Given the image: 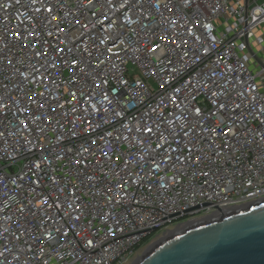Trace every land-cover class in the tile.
<instances>
[{
  "label": "built area",
  "instance_id": "built-area-1",
  "mask_svg": "<svg viewBox=\"0 0 264 264\" xmlns=\"http://www.w3.org/2000/svg\"><path fill=\"white\" fill-rule=\"evenodd\" d=\"M264 201V0H0V264H135Z\"/></svg>",
  "mask_w": 264,
  "mask_h": 264
},
{
  "label": "water",
  "instance_id": "water-1",
  "mask_svg": "<svg viewBox=\"0 0 264 264\" xmlns=\"http://www.w3.org/2000/svg\"><path fill=\"white\" fill-rule=\"evenodd\" d=\"M135 264H264V201L186 226Z\"/></svg>",
  "mask_w": 264,
  "mask_h": 264
},
{
  "label": "bare ground",
  "instance_id": "bare-ground-1",
  "mask_svg": "<svg viewBox=\"0 0 264 264\" xmlns=\"http://www.w3.org/2000/svg\"><path fill=\"white\" fill-rule=\"evenodd\" d=\"M213 219H216V218H213ZM209 220H212V219H209ZM208 220V221H209ZM186 226H188V225H186ZM186 226H184V227H182V228H177V229H175V230H173V231H170V232H168L166 235H164L159 241H162V240H164L168 235H170L171 233H173V232H178V231H182L184 228H186ZM158 241V242H159ZM152 248H149V249H147L146 250V253L148 252V251H150ZM145 254V253H144ZM143 256V255H142ZM139 261V260H138ZM137 261V262H138Z\"/></svg>",
  "mask_w": 264,
  "mask_h": 264
},
{
  "label": "rangeland",
  "instance_id": "rangeland-1",
  "mask_svg": "<svg viewBox=\"0 0 264 264\" xmlns=\"http://www.w3.org/2000/svg\"><path fill=\"white\" fill-rule=\"evenodd\" d=\"M146 250H147V247H146V245L144 246H142V248H141V250H140V254H143V253H145L146 252ZM144 255V254H143Z\"/></svg>",
  "mask_w": 264,
  "mask_h": 264
}]
</instances>
